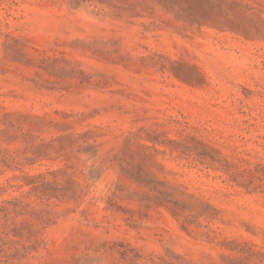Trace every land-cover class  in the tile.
<instances>
[{
    "label": "rangeland",
    "instance_id": "obj_1",
    "mask_svg": "<svg viewBox=\"0 0 264 264\" xmlns=\"http://www.w3.org/2000/svg\"><path fill=\"white\" fill-rule=\"evenodd\" d=\"M0 264H264V0H0Z\"/></svg>",
    "mask_w": 264,
    "mask_h": 264
}]
</instances>
